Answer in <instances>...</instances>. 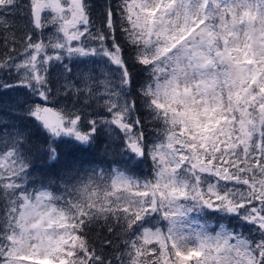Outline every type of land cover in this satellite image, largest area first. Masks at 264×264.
<instances>
[{"label":"snow or ice","instance_id":"obj_1","mask_svg":"<svg viewBox=\"0 0 264 264\" xmlns=\"http://www.w3.org/2000/svg\"><path fill=\"white\" fill-rule=\"evenodd\" d=\"M118 7L119 20L109 7L105 30L93 34L86 0H0V31L12 32L9 17L17 15L32 30L19 62L8 56L0 70L22 71L20 84L40 97L23 102L24 115L45 137L47 160L58 161L60 144L87 151L113 126L123 133L124 157L107 173L86 169V182L78 169H65L58 178L74 194L66 199L45 186L47 175L33 178L31 133L0 119V264H113L86 239L101 220L129 234L117 264H264V0H124ZM117 23L149 74L139 95L162 128L150 146L133 131L142 120ZM48 25L55 32L47 42L33 38ZM64 55L100 57L91 63L103 67L57 88L71 105L57 108L48 106L47 65ZM81 97L102 100L108 114L90 119L87 131ZM149 158L151 178L131 174Z\"/></svg>","mask_w":264,"mask_h":264},{"label":"trees","instance_id":"obj_2","mask_svg":"<svg viewBox=\"0 0 264 264\" xmlns=\"http://www.w3.org/2000/svg\"><path fill=\"white\" fill-rule=\"evenodd\" d=\"M124 0H87L89 7V14L92 20L93 30L95 33L97 30H105V13L109 7L116 13L115 19L119 20V5ZM9 23L13 25L12 32L0 31V60H4L6 57L11 56L20 59V54L23 51L21 40L29 35L32 30L30 27H26V21L21 19L19 15L9 17ZM55 30L51 25L45 27L42 34L37 32L33 38L43 39L48 41L49 37H52ZM13 33L15 35L16 43L13 44ZM93 33V34H95ZM114 36L117 42L120 44L123 50V56L126 60V66L132 76V86L130 88L131 99L136 100V116L140 117L142 124L135 126L133 131H143L149 146L157 142L158 133L162 131L161 125L152 121L148 116L147 110L144 107L142 98L140 97L141 87L147 83L149 74L140 65H137L134 60L135 51L129 46L124 37V33L121 31L120 24L115 25ZM7 37V43L5 38ZM111 36H109L108 44L110 45ZM93 45L99 47L97 41H93ZM16 50L13 51L12 49ZM48 49V54L54 55L53 51ZM100 57H72L67 59L66 57L62 61L53 60L49 64L48 79L50 86L52 87V93L50 94V102L48 104L62 107L65 105L71 106L68 98L64 94L57 93V88L65 84L66 81H74L85 68H95L97 71L95 75H99V69L103 67V64H93L92 60H100ZM81 60H88L87 65L82 64ZM64 64L72 69V72L66 73L64 71ZM23 78V72H18L15 68L0 70V119L7 120L9 124H16L18 126L25 127L30 133L31 138L28 143V147L32 152L33 164L35 169L34 177L40 175H47L48 181L45 182V186L49 187L55 195L63 196L66 199H71L73 195H68L65 191L66 185L64 181L58 177L64 174L65 169L71 167L73 170H79L78 179L87 181L88 173L85 171L91 168L98 167L105 170V173L109 172L111 168L121 167L117 162L121 161L124 157L119 154L118 145L123 142V133L114 126L112 129H102L98 135V140L87 151H81L80 149L72 146L60 144L57 148L59 159L58 161H48L44 156V149L47 148V144L44 143L45 137L40 134L32 120L28 119L24 115V107L32 102L42 103L40 97L32 93L30 89L23 87L20 84ZM4 85H11L10 88H5ZM103 101L99 103L89 101L84 103L83 98L76 103V107L80 109L82 113V130H88V121L90 119L99 120L100 117H106L108 114L103 108ZM162 138V137H161ZM83 162V163H82ZM137 178L143 180L144 178H151L153 174V167L151 159L145 160L139 164L136 170L131 173ZM75 183V181H73ZM31 189L34 187L31 182L26 185ZM38 186V185H35ZM67 187H71L68 185ZM210 223H216L215 216L207 217ZM155 223V221H153ZM232 224L238 226V230L243 231L245 235H248V229L242 226V222L239 220H233ZM109 227L112 231L109 232ZM86 239L89 244L94 247L98 254H101L105 261H112L113 264H117L116 257L125 252L124 241L129 239V234L124 232V229L114 221L105 223L104 221H98L86 229ZM111 243H107V242Z\"/></svg>","mask_w":264,"mask_h":264},{"label":"rangeland","instance_id":"obj_3","mask_svg":"<svg viewBox=\"0 0 264 264\" xmlns=\"http://www.w3.org/2000/svg\"><path fill=\"white\" fill-rule=\"evenodd\" d=\"M129 2H130V0H129ZM86 3H87V0H86ZM53 27V26H52ZM93 25H91V31H92V33H95V29L93 30ZM53 30H55V28L53 27ZM82 40L84 39L83 37L81 38ZM74 44H79L80 43V41H76V42H73ZM87 45L89 46V47H98V46H95V45H93V40H91V39H89L87 42ZM106 44H108V41H106L105 42ZM109 45V44H108ZM110 46V45H109ZM53 50L51 49L50 50V52H52ZM53 54L55 55V52L53 51ZM50 55V54H49ZM67 58V59H69V57L67 56V55H64L63 56V59L64 58ZM17 62H19V60L17 61ZM50 64V63H49ZM47 67H48V69H49V65H47ZM52 107H56V106H53V105H51ZM58 108V107H57ZM194 215V214H193Z\"/></svg>","mask_w":264,"mask_h":264},{"label":"water","instance_id":"obj_4","mask_svg":"<svg viewBox=\"0 0 264 264\" xmlns=\"http://www.w3.org/2000/svg\"><path fill=\"white\" fill-rule=\"evenodd\" d=\"M48 106H50V105H48Z\"/></svg>","mask_w":264,"mask_h":264}]
</instances>
